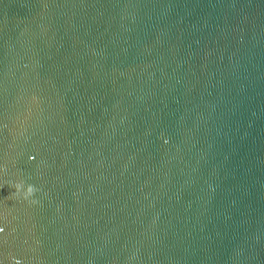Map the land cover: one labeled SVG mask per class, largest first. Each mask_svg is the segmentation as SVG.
<instances>
[{"label": "water", "instance_id": "obj_1", "mask_svg": "<svg viewBox=\"0 0 264 264\" xmlns=\"http://www.w3.org/2000/svg\"><path fill=\"white\" fill-rule=\"evenodd\" d=\"M0 185V264H264V0H0Z\"/></svg>", "mask_w": 264, "mask_h": 264}, {"label": "clouds", "instance_id": "obj_2", "mask_svg": "<svg viewBox=\"0 0 264 264\" xmlns=\"http://www.w3.org/2000/svg\"><path fill=\"white\" fill-rule=\"evenodd\" d=\"M34 156H29V159H34ZM14 187L15 191L12 193L13 196L22 197L25 200H29V198L33 197L35 193H37L38 189L31 183H25L23 181L9 182ZM2 187V185H0ZM31 203H37L35 199L30 201ZM3 229L0 228V231ZM16 264H20L19 260H16Z\"/></svg>", "mask_w": 264, "mask_h": 264}]
</instances>
